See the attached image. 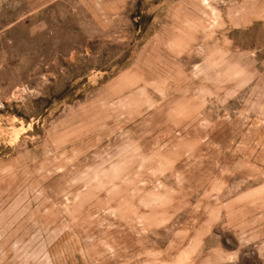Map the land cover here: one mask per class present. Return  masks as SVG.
Listing matches in <instances>:
<instances>
[{
  "label": "rangeland",
  "instance_id": "obj_1",
  "mask_svg": "<svg viewBox=\"0 0 264 264\" xmlns=\"http://www.w3.org/2000/svg\"><path fill=\"white\" fill-rule=\"evenodd\" d=\"M0 264H264V0H0Z\"/></svg>",
  "mask_w": 264,
  "mask_h": 264
}]
</instances>
